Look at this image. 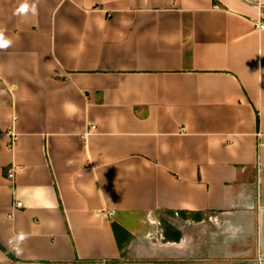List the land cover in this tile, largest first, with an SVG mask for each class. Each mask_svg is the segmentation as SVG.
<instances>
[{"label":"crops","instance_id":"0c3cea01","mask_svg":"<svg viewBox=\"0 0 264 264\" xmlns=\"http://www.w3.org/2000/svg\"><path fill=\"white\" fill-rule=\"evenodd\" d=\"M258 20L264 0H0V264H264Z\"/></svg>","mask_w":264,"mask_h":264},{"label":"built area","instance_id":"2783aa9c","mask_svg":"<svg viewBox=\"0 0 264 264\" xmlns=\"http://www.w3.org/2000/svg\"><path fill=\"white\" fill-rule=\"evenodd\" d=\"M255 25L259 29H264V21H262V20L256 21ZM16 139H17V136H16L15 132L11 131V144H14L16 142ZM14 173H15V168L11 167L8 171V177L10 179H12L14 177ZM16 205H17V207L22 206V202L18 201ZM101 214L112 216L114 214V210H105V211H102Z\"/></svg>","mask_w":264,"mask_h":264},{"label":"clouds","instance_id":"9594fccd","mask_svg":"<svg viewBox=\"0 0 264 264\" xmlns=\"http://www.w3.org/2000/svg\"><path fill=\"white\" fill-rule=\"evenodd\" d=\"M35 9L33 8V11H34ZM7 46V42H3V43H0V47H6Z\"/></svg>","mask_w":264,"mask_h":264}]
</instances>
